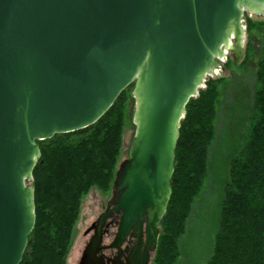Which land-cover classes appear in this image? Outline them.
I'll use <instances>...</instances> for the list:
<instances>
[{
    "label": "water",
    "instance_id": "water-1",
    "mask_svg": "<svg viewBox=\"0 0 264 264\" xmlns=\"http://www.w3.org/2000/svg\"><path fill=\"white\" fill-rule=\"evenodd\" d=\"M245 13L264 16V0H0V264H21L36 224L37 141L94 125L132 84L129 158L79 264H104L114 212L109 247L135 238L126 264H151L186 105L221 61L242 62Z\"/></svg>",
    "mask_w": 264,
    "mask_h": 264
},
{
    "label": "trees",
    "instance_id": "trees-1",
    "mask_svg": "<svg viewBox=\"0 0 264 264\" xmlns=\"http://www.w3.org/2000/svg\"><path fill=\"white\" fill-rule=\"evenodd\" d=\"M245 18L247 42L240 65L255 64V84L228 162L213 252L206 264H264V18L255 20L248 14ZM233 62L230 56L226 67ZM225 80L208 78L205 88L186 105L172 194L151 264L180 263L181 240L209 177ZM133 88L134 84L124 90L94 125L37 141L41 156L30 182L35 189L36 224L21 264H68L84 198L93 189L108 194L113 186L126 127L134 126Z\"/></svg>",
    "mask_w": 264,
    "mask_h": 264
},
{
    "label": "rangeland",
    "instance_id": "rangeland-1",
    "mask_svg": "<svg viewBox=\"0 0 264 264\" xmlns=\"http://www.w3.org/2000/svg\"><path fill=\"white\" fill-rule=\"evenodd\" d=\"M245 14H248L255 20L264 18V16ZM228 58L221 61V68L211 77H208L213 79L226 78L223 82V96L220 99L218 137L210 154L208 180L195 203L187 231L181 240V258L179 264H206L212 255L223 200V188L228 179V162L235 152L236 145L240 139L242 133L241 118L246 111L248 100H250L254 90L255 64L241 66L240 64L242 62L236 64L234 61L229 67H226ZM135 132L136 125L128 124L124 135L123 152L118 168L124 160L129 158ZM108 196L109 193H102L97 189H93L84 198L68 264L79 263L87 243L85 232L102 212Z\"/></svg>",
    "mask_w": 264,
    "mask_h": 264
},
{
    "label": "flooded vegetation",
    "instance_id": "flooded-vegetation-1",
    "mask_svg": "<svg viewBox=\"0 0 264 264\" xmlns=\"http://www.w3.org/2000/svg\"><path fill=\"white\" fill-rule=\"evenodd\" d=\"M114 182H115V180H114ZM114 182H113V186L111 188V191L109 192V196H108V199L106 201V204L102 208V212L98 215L96 220L91 224V226L85 232V238H87L86 247L88 246L90 240L92 239V237L94 235V229L90 230V228L94 225V223L97 221L99 216L103 212H105V210L107 209L109 204L112 203V201L115 197ZM111 208H113V205L111 206ZM120 221H121V215L114 212L113 215L111 216V218L108 219L107 224L105 226L104 238H103V243H102L103 249H101L97 255L100 259L104 260V264H115L114 261H117V258H118V262L120 264H126V257L129 255L132 248L134 247V245L137 242V240L135 238L128 237L127 241L121 247L123 253L122 252L120 253V251L118 249L109 247L115 240L116 234L119 230ZM84 250H83V252H84ZM83 252H82V256H83ZM82 256H81V258H82ZM81 258H80L79 263L81 262Z\"/></svg>",
    "mask_w": 264,
    "mask_h": 264
}]
</instances>
